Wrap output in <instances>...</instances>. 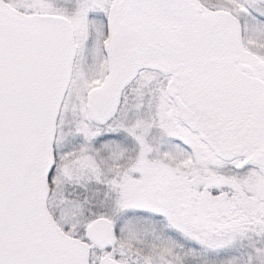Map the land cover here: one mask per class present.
Returning <instances> with one entry per match:
<instances>
[{
  "label": "snow or ice",
  "instance_id": "1",
  "mask_svg": "<svg viewBox=\"0 0 264 264\" xmlns=\"http://www.w3.org/2000/svg\"><path fill=\"white\" fill-rule=\"evenodd\" d=\"M0 264H264V0H0Z\"/></svg>",
  "mask_w": 264,
  "mask_h": 264
}]
</instances>
